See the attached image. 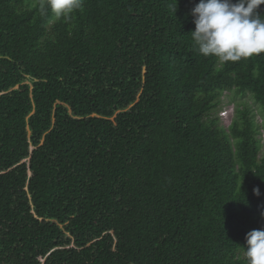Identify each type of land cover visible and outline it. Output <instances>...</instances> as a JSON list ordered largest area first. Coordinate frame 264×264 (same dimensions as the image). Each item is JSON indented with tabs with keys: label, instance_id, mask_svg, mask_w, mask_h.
Segmentation results:
<instances>
[{
	"label": "trees",
	"instance_id": "obj_1",
	"mask_svg": "<svg viewBox=\"0 0 264 264\" xmlns=\"http://www.w3.org/2000/svg\"><path fill=\"white\" fill-rule=\"evenodd\" d=\"M35 2L0 0V264H248L258 127L214 113L227 91L264 113V53L199 54V0H85L71 24Z\"/></svg>",
	"mask_w": 264,
	"mask_h": 264
},
{
	"label": "clouds",
	"instance_id": "obj_2",
	"mask_svg": "<svg viewBox=\"0 0 264 264\" xmlns=\"http://www.w3.org/2000/svg\"><path fill=\"white\" fill-rule=\"evenodd\" d=\"M85 0H36L37 12L71 24L74 14L83 11ZM264 0H199L192 10L195 30L189 35L192 47L204 57L221 63L237 62L264 53V15L258 9ZM254 194L259 196L260 189ZM264 215V214H262ZM244 255L248 264H264V229H254L245 236Z\"/></svg>",
	"mask_w": 264,
	"mask_h": 264
},
{
	"label": "rangeland",
	"instance_id": "obj_3",
	"mask_svg": "<svg viewBox=\"0 0 264 264\" xmlns=\"http://www.w3.org/2000/svg\"><path fill=\"white\" fill-rule=\"evenodd\" d=\"M36 1V0H33ZM31 84V80L28 82ZM220 105L215 111V116L220 119V125L228 130L232 119L235 116L236 108L239 107L242 109L244 106H247L251 112L253 119L257 125L258 138L261 143L260 157L264 156V113L261 109V106L254 101L250 95H242L236 91H227L225 92L220 100Z\"/></svg>",
	"mask_w": 264,
	"mask_h": 264
}]
</instances>
